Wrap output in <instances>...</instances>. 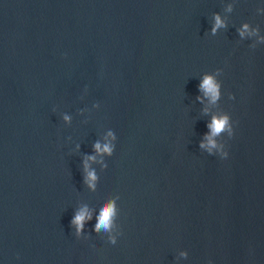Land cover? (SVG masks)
Segmentation results:
<instances>
[{
  "label": "water",
  "instance_id": "1",
  "mask_svg": "<svg viewBox=\"0 0 264 264\" xmlns=\"http://www.w3.org/2000/svg\"><path fill=\"white\" fill-rule=\"evenodd\" d=\"M0 264H264V0H0Z\"/></svg>",
  "mask_w": 264,
  "mask_h": 264
},
{
  "label": "clouds",
  "instance_id": "2",
  "mask_svg": "<svg viewBox=\"0 0 264 264\" xmlns=\"http://www.w3.org/2000/svg\"><path fill=\"white\" fill-rule=\"evenodd\" d=\"M223 26V22L220 20L219 16L216 18V28H219ZM247 27V26H245ZM215 31V29H213ZM243 34V33H242ZM201 90H204L206 94L211 95L212 100L215 101L219 97V86L216 84L214 78L212 76H205L203 79L201 85H200ZM67 119V118H66ZM229 126V120L228 117H222V118H214L212 124L210 127L213 129V134H219L222 131H224L227 127ZM210 143L212 144L213 147H215V141L210 139ZM96 150L98 152L104 151V152H110L111 151V146L110 145H105L103 149H101V146L99 144H96ZM203 147V145H202ZM226 157L228 156V153L224 154ZM94 159V157H92ZM95 179V174L90 172L89 173V180H94ZM115 215V205L111 204L101 210V214L98 218L97 222V229L99 228H104V229H109L112 224V218ZM91 217L87 214L86 210H82L78 212L73 220V224L78 226V229L83 228V224L86 219H90Z\"/></svg>",
  "mask_w": 264,
  "mask_h": 264
}]
</instances>
